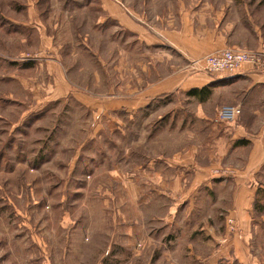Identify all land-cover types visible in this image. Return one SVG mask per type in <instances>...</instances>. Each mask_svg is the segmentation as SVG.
Here are the masks:
<instances>
[{
  "label": "rangeland",
  "instance_id": "1",
  "mask_svg": "<svg viewBox=\"0 0 264 264\" xmlns=\"http://www.w3.org/2000/svg\"><path fill=\"white\" fill-rule=\"evenodd\" d=\"M115 1L120 7L122 0ZM170 1L149 4L160 10ZM104 5V0H0V264H124L129 259L97 256L102 248L86 250L91 233L80 224L100 220L95 208L92 218L84 216L88 191L105 185L106 170L138 168L144 155L171 156L206 133L195 130L194 122L179 121L181 116L173 122V102H180L173 95L163 98L167 103L161 102L156 115L128 118L107 111L128 90L137 91L148 53L136 35L105 17ZM167 50L157 52L163 78L173 76ZM146 64L150 75L153 67ZM48 72L62 73L73 86L96 94L97 113L72 100L48 102L53 85L45 78ZM22 108L37 113L29 118L34 123L28 125V119L16 131L11 123ZM43 151L45 157L37 159ZM75 155L81 157L79 167L72 161ZM73 164L75 172L68 175ZM258 182L262 192L251 208L249 228H242L238 239L241 253L225 264H264V168ZM95 228L102 247L103 234ZM141 256L131 264H181L173 251Z\"/></svg>",
  "mask_w": 264,
  "mask_h": 264
},
{
  "label": "crops",
  "instance_id": "2",
  "mask_svg": "<svg viewBox=\"0 0 264 264\" xmlns=\"http://www.w3.org/2000/svg\"><path fill=\"white\" fill-rule=\"evenodd\" d=\"M114 1L104 0L105 17L136 35L149 58L143 60L137 91L128 90L127 96L113 102L107 111L128 118L142 113L156 115L163 108L161 102L167 103L163 98L173 95V99L180 98L179 103L173 102V122L181 116L179 121L187 126L194 122L195 130L206 133L200 142L188 144L171 156L144 155L138 168L106 170L105 185L88 191L89 200L84 198V216L92 218L95 208L100 218L96 224L86 218L87 225L80 224L91 233L86 250L102 248L97 256L129 259L124 264L141 255L149 259L171 251L181 264H225L242 249L238 239L225 242V215H234L247 230L253 220L251 208L262 188L258 178L264 168V74L249 66L229 78L179 69L189 60L221 50L264 52V0H172L159 8L164 13L149 0H140V6L135 0H122L120 7ZM161 49H168L167 65L173 66V76L167 78L158 69L161 57L157 52ZM146 62L153 67L150 75L146 74ZM46 77L53 83L47 92L48 102L72 100L85 103L83 108L93 114L99 110L96 94L73 86L62 73L48 72ZM205 89L211 92L208 97ZM193 91L198 94H191ZM222 105L241 106L237 123L219 121ZM18 110H22L17 111L20 117L11 123L16 131L37 113L28 108ZM32 123L29 119L28 125ZM44 152H39L37 159L44 158ZM79 160V155L72 159L78 167ZM75 164L68 175L75 172ZM220 168L236 174L215 178L212 172ZM95 227L103 234L102 247ZM82 251L79 257L85 256Z\"/></svg>",
  "mask_w": 264,
  "mask_h": 264
},
{
  "label": "built area",
  "instance_id": "3",
  "mask_svg": "<svg viewBox=\"0 0 264 264\" xmlns=\"http://www.w3.org/2000/svg\"><path fill=\"white\" fill-rule=\"evenodd\" d=\"M244 66H249L256 73L264 74V52L222 50L202 58L189 60L184 69L187 72L203 73L214 78H229L235 76ZM240 114V105H226L219 109L218 119L221 123L232 124ZM235 174L234 170L224 168L212 172V175L218 179L234 177ZM225 222L228 236L225 242L229 238L241 239L243 231L237 218L229 214Z\"/></svg>",
  "mask_w": 264,
  "mask_h": 264
},
{
  "label": "trees",
  "instance_id": "4",
  "mask_svg": "<svg viewBox=\"0 0 264 264\" xmlns=\"http://www.w3.org/2000/svg\"><path fill=\"white\" fill-rule=\"evenodd\" d=\"M203 92H204V94H205L206 97H208L211 94V92L208 89L203 90ZM203 92H201V93H203ZM191 94L196 95V94H198V92L197 91H193ZM260 192H262V191L258 190V193H260ZM254 205H256V203ZM255 208H256V206H255Z\"/></svg>",
  "mask_w": 264,
  "mask_h": 264
}]
</instances>
